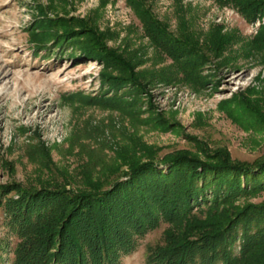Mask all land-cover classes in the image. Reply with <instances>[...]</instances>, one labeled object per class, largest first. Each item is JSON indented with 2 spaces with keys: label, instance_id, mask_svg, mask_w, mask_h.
Returning a JSON list of instances; mask_svg holds the SVG:
<instances>
[{
  "label": "rangeland",
  "instance_id": "374dc122",
  "mask_svg": "<svg viewBox=\"0 0 264 264\" xmlns=\"http://www.w3.org/2000/svg\"><path fill=\"white\" fill-rule=\"evenodd\" d=\"M143 3L174 35L187 23L201 46L216 27L246 40L257 29L218 0ZM134 7L129 0H0V185L81 187L86 167L91 179L125 170L117 152L131 146L142 148L137 155L154 149L159 155L200 153L208 146L225 149L235 161L264 159V47L247 55L240 43L232 53L206 52L193 84L154 47ZM86 28L129 65L88 55L95 44ZM45 40L40 47L37 41ZM132 76L138 81H126ZM235 203L262 205L264 191L239 194ZM251 215L262 218L264 211ZM259 221L250 224L249 235ZM167 227L160 222L136 237L119 264H147V246L161 243ZM243 227H233L213 264H225L224 254L240 258ZM17 242L1 208L0 264L12 263Z\"/></svg>",
  "mask_w": 264,
  "mask_h": 264
},
{
  "label": "trees",
  "instance_id": "16d2710c",
  "mask_svg": "<svg viewBox=\"0 0 264 264\" xmlns=\"http://www.w3.org/2000/svg\"><path fill=\"white\" fill-rule=\"evenodd\" d=\"M129 1L154 47L173 61L182 79L193 84L200 78L198 65L207 58L206 52L215 56L232 53L234 45L240 43L239 51L247 55L264 47V23L247 40L236 31L222 33L216 27L201 46L187 23L182 24L180 35H174L143 3L145 0ZM218 1L231 3L250 23L264 19V0ZM63 29L68 28L64 25ZM86 33L95 44L88 55L104 62L115 58L123 65L113 50L95 38L92 29L86 28ZM46 37L49 39L48 33ZM47 41L37 42L42 47ZM126 81L138 80L132 76ZM202 147L200 153L180 149L159 155L154 149L137 155L142 148L131 146L117 152L125 170L119 167L115 173L91 179L92 169L86 167L81 187L76 188L39 190L20 183L0 185V209L18 238L11 264H119L122 255L135 246L136 237L160 222H167L168 227L161 243L147 246V264H213L238 224L244 226L242 252L234 259L224 254L225 264H243L247 259L251 264H264V217L251 215L252 210L264 211V204L235 203L239 194L264 191V159L240 162L232 160L225 149ZM254 220L260 221L249 235L246 231ZM259 248L261 253L254 255ZM251 254L254 257L250 259Z\"/></svg>",
  "mask_w": 264,
  "mask_h": 264
},
{
  "label": "built area",
  "instance_id": "2783aa9c",
  "mask_svg": "<svg viewBox=\"0 0 264 264\" xmlns=\"http://www.w3.org/2000/svg\"><path fill=\"white\" fill-rule=\"evenodd\" d=\"M256 23H257V24H256ZM254 24L257 25V28H258V26L260 25V24H259V20L256 21ZM256 31H257V29L255 30V32H256Z\"/></svg>",
  "mask_w": 264,
  "mask_h": 264
}]
</instances>
